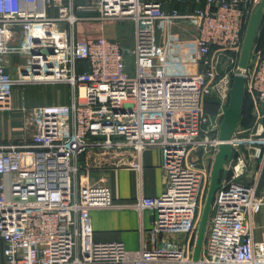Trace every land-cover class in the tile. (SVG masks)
Returning a JSON list of instances; mask_svg holds the SVG:
<instances>
[{"label": "built area", "instance_id": "obj_1", "mask_svg": "<svg viewBox=\"0 0 264 264\" xmlns=\"http://www.w3.org/2000/svg\"><path fill=\"white\" fill-rule=\"evenodd\" d=\"M242 2L206 0L180 13L154 0H0V112L13 111L16 85L70 88L68 104L22 109L21 135L0 141V264H264V241L251 232L264 196L242 181L251 163L257 175L264 166V49H253L244 74L253 125L237 127L230 141L233 158L214 194L200 258L192 259L222 104L238 72L248 19ZM83 21L132 24V47L102 36L77 40ZM184 21L195 32L194 65L179 72L166 59L168 28ZM209 96L219 102L213 115L205 109ZM147 148L161 152L165 188L156 198L139 196L134 207L153 213L152 228L134 252L94 242L90 212L114 204L105 176L82 177L88 170L80 159L120 153L122 164L126 154L128 166L140 170Z\"/></svg>", "mask_w": 264, "mask_h": 264}, {"label": "crops", "instance_id": "obj_2", "mask_svg": "<svg viewBox=\"0 0 264 264\" xmlns=\"http://www.w3.org/2000/svg\"><path fill=\"white\" fill-rule=\"evenodd\" d=\"M88 0H76L77 6H85ZM162 2L163 9L166 11L177 10L180 13L193 12L202 9L206 0H154ZM240 8L246 11L247 16L256 8L258 0H243ZM95 13L87 11H78L77 15L83 18L92 16ZM126 23V22H117ZM81 24V23H80ZM95 24L98 31L92 38L102 36L109 40H122L125 44L132 43L133 26H129L128 39L125 37V30L107 31L112 28L113 22L95 23L83 21L82 25ZM130 24V23H129ZM132 25V24H131ZM78 24L77 29L80 30ZM113 29V28H112ZM165 35L159 37V42L164 43L167 38L166 28H162ZM191 29V31H190ZM111 30V29H110ZM194 28L184 24H179L173 29H169L168 37L171 42L179 43L183 40L194 39ZM117 41V40H116ZM193 49L194 45L192 44ZM190 45V47H192ZM179 45L176 47L178 48ZM184 53V52H183ZM14 104V102H13ZM68 104V103H67ZM14 110V109H13ZM6 112H0L5 114ZM14 118L7 121L0 116V141L6 142L11 140V130L7 133L8 123L16 122L20 126V118L18 114ZM10 121V122H9ZM14 135V134H13ZM122 164H118L108 169L105 173L114 207L109 209H95L90 212V222L92 227V239L97 243L120 242L126 250L134 252L140 247L141 234L146 235L147 231L152 228L154 215L151 211L145 210L139 212L135 207L136 200L139 196L147 198H156L161 195L165 188L164 172L162 170V156L157 148H147L140 156V170L133 169L128 166L129 160L125 154ZM120 159V158H119ZM257 163H251L242 181L247 185H255L256 195L264 196V166L257 175ZM251 232L253 240L264 241V206L253 217L251 222ZM149 248V247H148ZM3 260L0 252V261Z\"/></svg>", "mask_w": 264, "mask_h": 264}, {"label": "rangeland", "instance_id": "obj_3", "mask_svg": "<svg viewBox=\"0 0 264 264\" xmlns=\"http://www.w3.org/2000/svg\"><path fill=\"white\" fill-rule=\"evenodd\" d=\"M82 24V23H81ZM79 24V26L81 25ZM179 24L184 25L187 24L192 27L190 22H178L173 24L168 28H175ZM129 26H132L128 22L126 23H113L111 24L110 29L107 31H118L122 32L125 31V37L128 39L130 34ZM78 27V26H77ZM98 31V26L95 24H86L80 26V30L77 29L76 32V39L77 40H84L88 37L94 36ZM191 31V29H190ZM158 37L164 36L165 31L160 28L157 32ZM195 35V34H194ZM133 38V34H132ZM122 47L131 48L133 43L125 44L122 40L116 39ZM193 40H183L179 43L172 42L171 51L168 50L167 52V62L169 64V69L179 72H186L191 70V66L193 67ZM179 45L178 48H176ZM190 45L192 47H190ZM184 52V53H183ZM21 64L24 63L23 60L18 59ZM126 62L128 66V72L130 75L134 72V62L131 56H126ZM207 100V98H206ZM70 101V88L64 84L58 83H28V84H21L16 85L12 91V108L14 109L12 112H6L5 114H0L3 116L4 120H8L9 118H14L18 114L20 118V125H21V117L22 114L20 111L22 109H30L36 106L42 105H65ZM14 102V104H13ZM10 122V121H9ZM254 122V121H253ZM9 127L7 126V133L11 130L12 140H16L21 135V130L19 128V124L17 125L16 122L8 123ZM241 128V127H240ZM241 135V134H240ZM119 154L117 153H105L103 151H91L87 152L79 161L80 167L83 169H87L88 173L82 171L81 176L88 178L91 182L101 181L105 176V173L111 167H114L119 164ZM8 186V185H7ZM8 191V190H7Z\"/></svg>", "mask_w": 264, "mask_h": 264}, {"label": "water", "instance_id": "obj_4", "mask_svg": "<svg viewBox=\"0 0 264 264\" xmlns=\"http://www.w3.org/2000/svg\"><path fill=\"white\" fill-rule=\"evenodd\" d=\"M264 17V0H258L256 8L248 16L242 45L237 63V74L232 78L227 92L228 101L222 104V120L219 126V145L210 165L209 183L197 226L192 259L198 261L203 249L206 228L211 213L215 192L220 186L221 179L227 172V165L233 158L230 141L233 138L242 114L245 97V77L254 41ZM45 53H52L51 50Z\"/></svg>", "mask_w": 264, "mask_h": 264}, {"label": "trees", "instance_id": "obj_5", "mask_svg": "<svg viewBox=\"0 0 264 264\" xmlns=\"http://www.w3.org/2000/svg\"><path fill=\"white\" fill-rule=\"evenodd\" d=\"M245 27H244V31H245ZM253 49L254 50L264 49V17L261 26L259 28V31L257 33V36L255 38ZM218 106H219V102L216 98H214L213 96L207 97L205 109L209 115L215 114L216 111L218 110ZM253 121H254V117L252 115V105L249 97L245 95L243 101L242 114L238 127H241L243 129H248L253 125Z\"/></svg>", "mask_w": 264, "mask_h": 264}, {"label": "bare ground", "instance_id": "obj_6", "mask_svg": "<svg viewBox=\"0 0 264 264\" xmlns=\"http://www.w3.org/2000/svg\"><path fill=\"white\" fill-rule=\"evenodd\" d=\"M35 80H37V79H35Z\"/></svg>", "mask_w": 264, "mask_h": 264}]
</instances>
